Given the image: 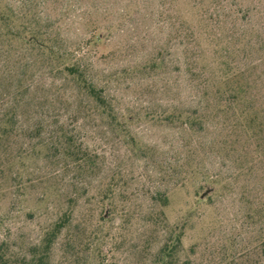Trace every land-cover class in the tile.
I'll return each mask as SVG.
<instances>
[{"label": "rangeland", "instance_id": "obj_1", "mask_svg": "<svg viewBox=\"0 0 264 264\" xmlns=\"http://www.w3.org/2000/svg\"><path fill=\"white\" fill-rule=\"evenodd\" d=\"M3 1L30 12L63 58L50 66L34 52L0 51V264H264L255 182L264 155L249 166L244 196L237 167L212 145L215 130L183 126L202 94L157 0ZM174 7L192 19L189 1ZM238 15L264 44V11ZM195 51L217 74L214 89L225 86L204 37ZM21 69L30 76L18 94ZM238 80L229 83L246 120L264 131V82L254 90ZM64 132L90 154L86 170L64 168Z\"/></svg>", "mask_w": 264, "mask_h": 264}, {"label": "trees", "instance_id": "obj_2", "mask_svg": "<svg viewBox=\"0 0 264 264\" xmlns=\"http://www.w3.org/2000/svg\"><path fill=\"white\" fill-rule=\"evenodd\" d=\"M178 1L180 0H157L159 15L171 23L175 38H183L189 80L193 88L201 92L203 100L199 109L185 111L179 117L183 126L190 132L196 131L199 126L200 129L211 126L215 130L212 145L235 164L237 169L235 168L234 171V179L236 181L241 179L243 194L247 196L250 192L249 179L246 180L249 166L259 161L263 165L261 159L264 155L262 148L264 131L253 128L246 120L247 111L242 109L244 100L241 99L239 89L229 81L237 76L240 78L237 81L239 85L245 82L254 90L264 82V73L258 74V69L264 65V44L252 43L248 36L251 30L238 24L240 19L238 14L242 9L249 11L258 9L261 13L264 11L261 10L264 2L263 0H187L193 15L191 19L174 7V3ZM5 4L0 0V51L8 54L12 50L17 51L18 55L22 56V60H25L23 54L26 51L34 52L38 55L35 64L47 62L50 66L54 63L60 65L63 57H60L56 50L53 37H47L39 26L34 25L30 12L17 14ZM193 20L199 25L196 26ZM203 37L214 49L216 62L223 73L220 80L225 82V86L219 89H214L217 74L210 75L205 71V67L195 55V50L201 48ZM256 54L261 59H254L253 56ZM64 71L78 74L70 64L65 65ZM29 76L26 70L21 69L17 75L16 93L19 94ZM16 93H12L15 100L20 97ZM251 98L256 99V97ZM1 115L5 116L4 118L10 117V113ZM253 142H256V147L250 151L248 147ZM58 144L63 150L64 168L69 169L70 165H77L86 170L90 154L76 144L74 137L64 132ZM257 172L258 177L255 182L260 187H264L263 173L260 169ZM160 201L164 206L167 204V198ZM64 226L65 223H60L58 228Z\"/></svg>", "mask_w": 264, "mask_h": 264}]
</instances>
